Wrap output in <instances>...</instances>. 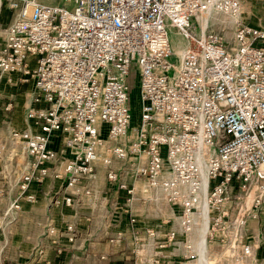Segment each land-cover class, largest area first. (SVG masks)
<instances>
[{"label": "built area", "instance_id": "built-area-1", "mask_svg": "<svg viewBox=\"0 0 264 264\" xmlns=\"http://www.w3.org/2000/svg\"><path fill=\"white\" fill-rule=\"evenodd\" d=\"M244 1L0 0V11L15 12L0 36V72L37 89L27 128L12 131L13 149L0 163L2 179L9 166L18 172V194L0 211V232L23 200H38L33 186L50 177L63 182L51 207L72 206L81 189L91 197L88 182L100 166L131 203L136 187L114 163L132 160L133 175L178 210V228L160 248L182 234L181 263L195 260L192 234L207 213V238L222 242L234 264H249L248 223L264 224V27L245 21ZM213 14L231 17L232 41L211 28ZM171 28L187 39L180 52ZM132 79L140 105L135 124ZM44 234L61 254L60 238L74 241L77 228L49 222ZM37 251L44 256L43 246Z\"/></svg>", "mask_w": 264, "mask_h": 264}, {"label": "crops", "instance_id": "crops-1", "mask_svg": "<svg viewBox=\"0 0 264 264\" xmlns=\"http://www.w3.org/2000/svg\"><path fill=\"white\" fill-rule=\"evenodd\" d=\"M258 1H244L242 17L251 25L264 27V22L251 19V14L255 17L260 13L258 5H253ZM231 20L227 23L232 24ZM36 92L33 81L22 82L17 73L0 72L1 163L6 162L3 147L13 144L12 131L27 128L26 111ZM64 155L67 153H63L61 165ZM8 169L5 178L0 175V187L6 188L5 194L0 195V211L6 209L18 194L15 186L18 172L13 166ZM130 183L135 185L136 194L128 203L126 193L108 180L106 182V176L97 170L88 182L91 197L81 189L80 193L73 192L75 203L72 206L61 204L52 207L51 198L62 191V180L50 177L45 183L34 185L32 190L37 193L38 200L34 203L23 200L22 209L9 216L0 232V264H46L45 258L53 264H159L157 260L162 264H187L181 263L186 236L179 235L168 248L159 247L167 232L178 228V210L159 192L149 188L146 182L135 180ZM49 222L59 228L72 223L77 228L74 241H69L66 236L60 238L61 254L56 253V247L45 237ZM260 222L251 219L248 228L255 229ZM147 230L156 231V236H150ZM40 246L45 248L43 257L37 251ZM33 253L34 259H38L36 263L29 262Z\"/></svg>", "mask_w": 264, "mask_h": 264}, {"label": "rangeland", "instance_id": "rangeland-1", "mask_svg": "<svg viewBox=\"0 0 264 264\" xmlns=\"http://www.w3.org/2000/svg\"><path fill=\"white\" fill-rule=\"evenodd\" d=\"M41 1L48 3V4H64V0H41ZM253 5L254 6L258 5L260 13L255 12L256 13L255 17L251 14V19L257 22L259 21L264 22V0H260L258 1V4L254 3ZM71 6L69 7L71 8ZM14 17H15V12L9 11L5 7L1 9L0 11V36L1 37H4L6 33V28L8 24L13 20ZM201 18H204V16H201ZM209 18H210V15L209 16L207 15V20ZM227 20L228 21L231 20V17L229 15L213 14L210 18L211 28H213L216 31H220L221 33L224 34L225 38L228 41H232L233 32H234V24L233 23L228 24ZM195 21L196 20H193V23H195ZM231 21L233 22V20ZM170 40H171V44L174 50H177L180 47L184 48L187 45V39L182 34H180L176 28L170 29ZM171 60L177 61L178 60L177 55L174 54L171 57ZM131 100H132V111H133L132 124H135L139 120L140 105H139L138 87L133 79H132ZM10 149H13V144L9 145L8 147H3L2 150L6 153L4 154L6 157L9 154ZM131 161L132 160H128V161L116 160L114 163V167H116L119 170V172L122 175V178L125 181L131 182V181L139 180L142 182H146L145 179H143L142 177H136L135 175H133L132 170H131ZM5 163L3 162V165H5ZM13 169L15 170V166H13ZM98 170L99 171L101 170L103 172V175L106 176L107 169L105 167L101 166L98 168ZM11 173L12 175H14L13 171H11ZM13 177H15V175ZM106 182H107V176H106ZM170 225L173 226V224H170ZM205 225L207 227V230L205 232V236L203 239L202 233L204 231ZM247 229L248 230L245 232L243 238L247 243L253 246V250H254L253 255L248 260V263L249 264H264V259L262 257V244L264 243V224L260 222L255 227V229H252V228L251 229L247 228ZM207 232H208V217L206 219L204 216L203 220H201L200 223L196 225L195 230L192 234V238L195 239L196 249L199 255L195 260L189 261L187 264H234V258H232L230 255L224 252L222 242L210 241V239L207 238ZM182 254H183V251H182ZM30 260L29 262H34V263L38 261V259H36L37 261L34 259V253L32 255V261ZM21 264H27V263H21Z\"/></svg>", "mask_w": 264, "mask_h": 264}, {"label": "bare ground", "instance_id": "bare-ground-1", "mask_svg": "<svg viewBox=\"0 0 264 264\" xmlns=\"http://www.w3.org/2000/svg\"><path fill=\"white\" fill-rule=\"evenodd\" d=\"M178 49H179V50H178ZM178 49H177V51L180 52V51L183 49V47H182V48L180 47V48H178ZM204 216H205V218L207 219V217H208V216H207V213H206ZM206 230H207V227H206V225H205V227H204V231H203V233H202V238H203V239H204V236H205V232H206Z\"/></svg>", "mask_w": 264, "mask_h": 264}]
</instances>
